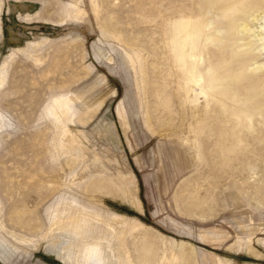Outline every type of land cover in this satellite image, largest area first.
Wrapping results in <instances>:
<instances>
[{
	"label": "rangeland",
	"instance_id": "obj_1",
	"mask_svg": "<svg viewBox=\"0 0 264 264\" xmlns=\"http://www.w3.org/2000/svg\"><path fill=\"white\" fill-rule=\"evenodd\" d=\"M235 1L0 0V264H264V118L207 88L222 45L191 73L180 46L183 9L207 36Z\"/></svg>",
	"mask_w": 264,
	"mask_h": 264
},
{
	"label": "bare ground",
	"instance_id": "obj_2",
	"mask_svg": "<svg viewBox=\"0 0 264 264\" xmlns=\"http://www.w3.org/2000/svg\"><path fill=\"white\" fill-rule=\"evenodd\" d=\"M223 1H225V0H207V4L212 5V4H217V3H220ZM248 1L249 0H236L235 2H233V4L229 8L223 9L221 11L219 17H218V18H220V20H219V24H218L217 28L215 29V34H212V35H207V36L205 35L206 33L203 29L204 23H205V18H204V15L201 13L200 10L197 13H195L197 10L195 12H194V10H192L193 11V12L191 11L192 13H188L183 9V12L185 14L181 13L182 21L180 20L182 22L180 30L183 33L182 40H180V46H181L182 53H183L182 63H183V67L185 69L184 71L185 72L188 71L190 73L192 72L194 65L198 61V57H200L204 54V50L210 41H212V42L216 41L217 44L222 45L220 51L223 53V56L220 59H218L217 62L215 61L213 63H210L208 68L205 71V75L207 77L206 86L209 89L218 90L217 94H214V97L216 98V100L225 101L226 99H234V100H237L240 103V105L246 106L247 109L245 111L243 110V111H238L237 114L235 113L238 118H242V119L243 118L248 119L249 117L251 119H254V117L257 115H260L264 118V77L258 78V79H253V78H250L249 74H248L249 66L252 65V63H251L252 57L250 56V52H249V50L251 48L249 49V47H252L257 42L258 43L261 42L262 44L259 43L261 45L260 47L264 48V36H263L264 35V25H260V27L252 28L251 23H249V17L245 18V19L239 18V16H244L247 14V12H244V10H245V5ZM261 2H264V0H257L256 1V3H261ZM261 18H264V16H262ZM255 19L258 20L259 17L254 16V18H252V20H255ZM257 20H255V21H257ZM241 32H246L247 37L246 36L239 37V33H241ZM249 32H253L252 35L250 36V39H249ZM222 34H224V36H222ZM252 36L254 37L255 43L253 42V39L251 38ZM241 40H243L245 42L240 43ZM260 47H259V49H260ZM258 67L264 68V63L258 64ZM184 71H183V73H184ZM186 75H187V73L185 74V76ZM240 81H242V82L246 81L247 82V83H245L246 88L243 90L244 92H242L240 90V89H242V86H241V88L238 87L240 84ZM245 85H244V87H245ZM231 89H232V92H230ZM136 200H137V198H136ZM140 209H141V207H140ZM82 218L83 217L79 218L77 216H72L69 221L57 222L56 228L59 230H62V231H67V232L71 231V232H74L75 234L79 235V234H81L82 229H85L84 228L85 225L89 224L88 220H82ZM117 218L118 217L116 216V219ZM116 219L114 221H116ZM89 226H92V225H89ZM89 230H90V228H89ZM92 230H93V228H92ZM86 232H87V230H86ZM104 237H107V236H104ZM121 237H122V235H121ZM101 239H103V238H101ZM109 239H110V237H109ZM113 240H115V239H113ZM113 240H110V241H113ZM120 241H122V240H119V242ZM262 242H264V240ZM105 243L107 244V241H105ZM115 243L116 242H114V244ZM153 243H152V245H153ZM98 244H100V242ZM172 244H173V242H172ZM111 245H113V244H111ZM118 247H120V246H118ZM172 248H174V247H172ZM115 249H116V247H115ZM178 249L180 250V248H178ZM183 249L185 250V248H183ZM170 250H171V248H170ZM67 251L68 250H66V252ZM113 251L114 250L112 248H109L107 246L103 250L100 249V252L98 250L96 252H98L102 256V259H103L102 264H116L117 263V261H116L117 257L115 258L113 256V254H115V253H113ZM71 252H72V250H71ZM184 252L186 253V250ZM193 252H195V250ZM59 254H60V258L64 259L68 264H73L74 258L72 257L71 254L66 253L68 255H65L63 249L61 251H59ZM187 255H189V254L187 253ZM191 255H193V254H191ZM172 256H173V254H172ZM177 256L176 255L174 256L175 260H177V258H179ZM183 256H184V254H183ZM183 256L181 255L182 259H183ZM189 257H190V255H189ZM192 259H193V257H192ZM117 260H119V259H117ZM122 260H124V259H122ZM193 260L191 261V263L193 262ZM183 261L185 262L184 259H183ZM186 262L184 264H186ZM127 263H128V261H127ZM187 263H189V261ZM175 264H176V262H175Z\"/></svg>",
	"mask_w": 264,
	"mask_h": 264
}]
</instances>
